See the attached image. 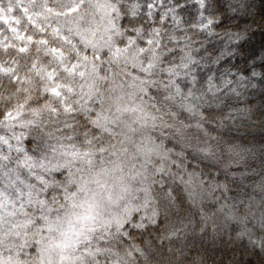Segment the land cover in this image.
Returning a JSON list of instances; mask_svg holds the SVG:
<instances>
[{"label": "clouds", "instance_id": "clouds-1", "mask_svg": "<svg viewBox=\"0 0 264 264\" xmlns=\"http://www.w3.org/2000/svg\"><path fill=\"white\" fill-rule=\"evenodd\" d=\"M0 9V264H264V0Z\"/></svg>", "mask_w": 264, "mask_h": 264}, {"label": "rangeland", "instance_id": "rangeland-1", "mask_svg": "<svg viewBox=\"0 0 264 264\" xmlns=\"http://www.w3.org/2000/svg\"><path fill=\"white\" fill-rule=\"evenodd\" d=\"M9 11H11V9H9ZM8 19H12V20H15V17H6L5 15L2 14V9H0V21H7Z\"/></svg>", "mask_w": 264, "mask_h": 264}]
</instances>
